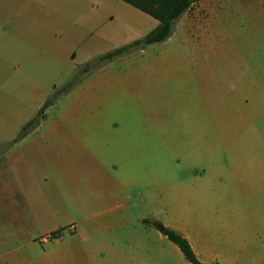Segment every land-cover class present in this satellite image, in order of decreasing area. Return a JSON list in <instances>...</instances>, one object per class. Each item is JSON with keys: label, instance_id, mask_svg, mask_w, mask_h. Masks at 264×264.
Segmentation results:
<instances>
[{"label": "rangeland", "instance_id": "obj_1", "mask_svg": "<svg viewBox=\"0 0 264 264\" xmlns=\"http://www.w3.org/2000/svg\"><path fill=\"white\" fill-rule=\"evenodd\" d=\"M157 25L120 0H0V197L16 198L20 176L44 168L40 154L22 157L43 138H90L95 158L80 165L113 176L126 161L145 224L183 234L205 264H264V185L251 179L264 153V0H198L170 39L60 93L86 63ZM152 243L162 264H179L165 236Z\"/></svg>", "mask_w": 264, "mask_h": 264}, {"label": "crops", "instance_id": "obj_2", "mask_svg": "<svg viewBox=\"0 0 264 264\" xmlns=\"http://www.w3.org/2000/svg\"><path fill=\"white\" fill-rule=\"evenodd\" d=\"M12 18L10 15L8 20ZM86 140L90 138L47 136L41 140L39 151L22 153L23 158L40 154L44 168L20 176L16 198L0 197V264H162L160 247L151 241L155 237L158 241L164 239L163 234L145 224L148 219L143 210L135 216L130 207L133 199L129 192L135 184L123 174V169L127 173L128 163L119 160L120 170L113 176L98 172L93 165L81 166L80 159L95 158ZM105 148L112 151L117 146L109 142ZM9 153L5 152L4 157ZM261 155L263 160L259 166L254 163L251 179L264 185V153ZM81 175L92 180L85 191L79 182ZM60 180H66L67 192L60 187ZM30 189L39 190L41 197H27ZM70 225H76V232L66 231ZM129 225L136 237L130 241ZM48 235L54 238L41 242ZM181 255H177L179 264H187Z\"/></svg>", "mask_w": 264, "mask_h": 264}, {"label": "trees", "instance_id": "obj_3", "mask_svg": "<svg viewBox=\"0 0 264 264\" xmlns=\"http://www.w3.org/2000/svg\"><path fill=\"white\" fill-rule=\"evenodd\" d=\"M120 1L132 6L133 8L153 18L155 21L158 22L157 27L148 35H146V37H144L143 39L134 41L111 52L104 53L96 59L86 63L81 69H79V71L73 76L71 81L60 91V93L69 92L80 82L82 76L100 69L101 67L114 61L118 57L129 54L130 52H132V50L136 48L163 43L170 39L176 22L184 14L191 10V8L195 5L198 0ZM36 124H38V120H32L23 128V131H27L29 128L34 127ZM163 235L180 250L184 258L190 264H204L196 254L188 238L185 237L183 234L167 228Z\"/></svg>", "mask_w": 264, "mask_h": 264}, {"label": "built area", "instance_id": "obj_4", "mask_svg": "<svg viewBox=\"0 0 264 264\" xmlns=\"http://www.w3.org/2000/svg\"><path fill=\"white\" fill-rule=\"evenodd\" d=\"M66 231L68 232H76V225H70L66 228ZM54 236L53 235H48V236H45L43 238H41V242H47L51 239H53Z\"/></svg>", "mask_w": 264, "mask_h": 264}, {"label": "water", "instance_id": "obj_5", "mask_svg": "<svg viewBox=\"0 0 264 264\" xmlns=\"http://www.w3.org/2000/svg\"><path fill=\"white\" fill-rule=\"evenodd\" d=\"M157 228H158V230L160 231L161 234H164L166 229H167L165 226H163L161 224H158Z\"/></svg>", "mask_w": 264, "mask_h": 264}]
</instances>
